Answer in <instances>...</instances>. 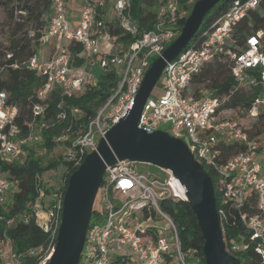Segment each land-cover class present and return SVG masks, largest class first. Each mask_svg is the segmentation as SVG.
<instances>
[{"label": "built area", "instance_id": "2783aa9c", "mask_svg": "<svg viewBox=\"0 0 264 264\" xmlns=\"http://www.w3.org/2000/svg\"><path fill=\"white\" fill-rule=\"evenodd\" d=\"M108 1L84 0L80 4V17L73 23L68 0H52L48 23L40 38V48L48 46L49 53L41 59L39 48L28 63L30 68L45 76L38 92L42 103L32 107L35 118L44 113L43 103L57 88L64 96H73L96 83L93 71L96 67L114 69L120 78L115 93L90 120L87 130L73 140V149L69 152L77 163L98 149L100 139L130 108L152 58L160 56L176 37L175 29L168 23L176 20L178 0H164L161 21L141 34L132 17L131 0H115L113 8L117 21L136 39L115 52L112 44L109 50H101V38L108 32L103 18ZM258 1L235 3L205 32L200 44L188 46L167 63L161 76L164 92L161 96H149L139 127L152 132L168 125L165 130L184 139L197 160L215 169L223 202L233 201L250 231L249 241H232V247L240 250L253 244L264 261V134L251 138L248 131L251 126L232 117L242 115L240 111L243 110L221 107L229 97L211 95L196 81L208 63L222 57L229 59L231 75L239 88L263 87V95L243 114L253 119L259 116L264 105L263 32L259 30L247 36L241 49L230 46L234 26L257 6ZM71 42L82 46L74 54L83 60L79 65L74 63L68 48ZM18 114L19 108L8 101V93L0 91L1 206L11 204L17 191V184L7 176L2 164H24L30 149L39 147L44 141L37 128L28 136H19ZM220 139L239 140L247 147L221 162ZM43 151L39 149L37 153L43 154ZM139 163L125 159L107 166L97 194L104 203L103 210L95 209L97 218L104 215L105 220L94 223L91 219L80 264H189L190 251L182 248L176 222L161 206V201L167 198L187 200L182 182L169 169L164 170L162 177L148 175L140 171ZM252 197H255L257 211H243ZM63 200L64 196L59 195L56 202L61 211ZM54 247L40 264L46 263ZM1 253L7 264H20V254L13 251L10 242L7 248H1Z\"/></svg>", "mask_w": 264, "mask_h": 264}, {"label": "trees", "instance_id": "16d2710c", "mask_svg": "<svg viewBox=\"0 0 264 264\" xmlns=\"http://www.w3.org/2000/svg\"><path fill=\"white\" fill-rule=\"evenodd\" d=\"M163 1L131 0L132 17L140 34L155 28L161 21L160 10ZM196 1L194 0L193 4ZM247 1L249 0H220L206 14L197 36L188 46L200 44L205 32L210 30L219 16L235 3ZM178 4L176 20L168 23L175 29L176 36L180 33L193 6V4L191 7L188 6V0H178ZM0 9L7 13L6 43H0V91H6L8 101L19 108L16 119V124L20 128L19 136H28L34 128L39 129L44 136V141L39 147L30 149L24 164H2V169L6 171L7 176L17 184V191L11 204L0 205V264H7L1 253L5 242H10L13 251L20 254V264H40L57 242L62 215L61 209L56 206L58 196L65 195L70 175L86 156L77 163L71 158L70 152L58 157H49L45 154L58 146L72 148L73 140L87 130L90 120L115 93L120 78L114 69L96 67L93 69L96 83L89 85L83 93L73 96H64L61 89L57 88L43 103L44 113L35 118L32 107L34 104L42 103L38 92L45 81V76L30 68L28 63L40 48V38L52 10V0H0ZM106 24V29L113 39V52L116 51L117 43L129 46L136 39L122 28L118 21H106ZM259 30L263 32L264 40V0H259L257 6L250 9L234 26L233 42L230 46L241 49L246 37ZM170 44L171 42L167 46ZM68 48L73 54L74 63L81 64L83 60L74 54L80 51L82 46L71 42ZM156 58L154 56L153 61ZM196 81L198 85L207 88L211 95L228 96V100L221 107L238 108L243 110L240 111L242 115L258 97L263 95L261 85L247 87L248 92L242 90L243 87L239 88L236 79L231 75L229 59L223 57L208 63ZM62 114L65 116L62 117ZM248 131L251 138L264 134V105L257 121ZM61 136L64 138H60ZM219 146L221 162L247 147L245 142L234 139H220ZM39 149H43L46 153L44 154L43 151V154H38ZM202 164L214 182L227 250L235 255L241 264H264L253 244L240 250L232 247V241L239 243L249 241L250 231L241 220L240 209L233 201L223 202L215 169L204 162ZM61 165L66 167V172L59 187L47 184L43 180L44 174ZM161 206L176 222L182 248L186 252L190 251L187 255L189 264H206L203 253V234L189 201L167 198L161 201ZM242 210L257 211L255 197H252L251 203L245 205ZM40 213L50 215L49 220L40 222ZM94 216H97L95 208L92 217Z\"/></svg>", "mask_w": 264, "mask_h": 264}, {"label": "water", "instance_id": "95a60500", "mask_svg": "<svg viewBox=\"0 0 264 264\" xmlns=\"http://www.w3.org/2000/svg\"><path fill=\"white\" fill-rule=\"evenodd\" d=\"M219 1L197 0L194 3L180 33L145 72L130 108L100 139L98 149L88 153L70 175L57 242L45 264L81 263L95 200L107 166L125 159L169 169L180 179L203 234L206 264H241L226 248L213 179L195 158L188 143L165 129L148 132L139 127L145 103L167 63L188 47L206 14Z\"/></svg>", "mask_w": 264, "mask_h": 264}, {"label": "rangeland", "instance_id": "374dc122", "mask_svg": "<svg viewBox=\"0 0 264 264\" xmlns=\"http://www.w3.org/2000/svg\"><path fill=\"white\" fill-rule=\"evenodd\" d=\"M79 1H82V0H79ZM114 1L115 0H109L107 3V6L104 8L103 18L105 19V21H117V17L115 15L114 8H113ZM193 2H194V0H188V6L191 7ZM192 8H193V6H192ZM107 10L110 14L107 13ZM6 23H7V13L5 10L0 9V43H3V44L6 43ZM112 40L113 39L111 38L109 32H107L106 38L104 39L105 42L103 44L104 50H106V51L109 50V48L111 46L110 44H112V45L114 44L112 42ZM101 46L102 45L100 44V48H101ZM115 46H116L115 47L116 51L121 50L123 48V46L126 47V45L123 43H117ZM40 52H41V59H45L49 53V47L48 46L41 47ZM152 61H153V59L151 60V62ZM162 83H163L162 78H160L158 84L154 88V91L152 93L153 95L161 96L163 94L164 90L162 88ZM242 90H244L245 92H248V89H246V88H243ZM232 117L235 120H239L240 122L243 121L246 124V126L247 125L251 126L254 124V122L257 121V118L253 119V118H250L248 116H243V115H239V116L232 115ZM168 127H169L168 125H163L161 128L167 129ZM68 152H69V149L67 147L58 146L56 149L52 150L51 152H48L47 154H45L46 151H44V154H45V156H49V157H58L59 155L64 156V155L68 154ZM139 169H140V171L145 172L148 175H153V176H157V177H162L165 174L164 169H162L158 166H155L153 164H150V163L140 162L139 163ZM65 172H66V167L64 165H61L57 169H53V170L46 172L43 176V180L49 185L59 187V185L61 184V182L63 180ZM103 206H104V203L97 196L96 200H95L94 208L99 209V210H103ZM40 214H41L40 222H47V220H49L50 215L48 216L44 213H40ZM104 220H105L104 215H101L100 219L97 218V216L92 217V222H94V223H100L101 221H104ZM3 246H4V248H7L8 242H5L3 244Z\"/></svg>", "mask_w": 264, "mask_h": 264}, {"label": "crops", "instance_id": "0c3cea01", "mask_svg": "<svg viewBox=\"0 0 264 264\" xmlns=\"http://www.w3.org/2000/svg\"><path fill=\"white\" fill-rule=\"evenodd\" d=\"M84 0L82 1H79V0H68V5H69V9H70V16H71V19L73 21V23H77L79 17H80V4H82ZM107 13L110 14L107 10ZM106 38V35L103 36L101 38V41H100V44L102 45L101 46V50H104V39ZM125 47V46H123ZM127 47V46H126Z\"/></svg>", "mask_w": 264, "mask_h": 264}]
</instances>
